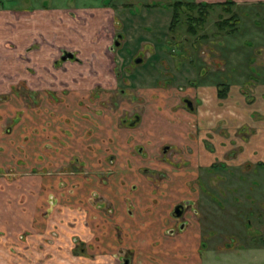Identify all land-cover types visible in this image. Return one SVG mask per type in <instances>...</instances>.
<instances>
[{"label": "crops", "instance_id": "1", "mask_svg": "<svg viewBox=\"0 0 264 264\" xmlns=\"http://www.w3.org/2000/svg\"><path fill=\"white\" fill-rule=\"evenodd\" d=\"M234 1L239 6L249 0ZM250 1L264 4V0ZM56 19L50 18L47 25L53 27ZM41 26L39 12L0 10V232L6 233L0 237V259L3 253L12 257L7 248L14 247L16 257L20 251L29 252V259L38 264L41 259L64 258L73 264H116L125 255L131 264H184L185 260L203 264L204 229L215 232L223 221L235 225L241 211L223 210L218 198L209 209L205 192L194 197L186 186V198L197 200L196 215H188L197 224L195 236L185 232L189 223L183 232H170L176 227L171 211L184 199L170 200V187L182 180V174H187L188 182L193 169L202 181L205 172L215 181L232 179V168L241 166L255 174L264 172V79L253 80L255 86L247 88L252 82L238 81L235 66L230 74L220 69L214 78H207L206 67L187 59L181 64V78L173 68L171 74L172 83L182 90L168 92L162 106L157 97L167 90L143 92L144 110L155 107L154 122H145L144 112L139 123L129 125L123 121L127 104L120 102L125 95L118 99V107L108 95L94 102L100 95L89 76L62 78L71 86L68 91L61 80L51 87L52 93L40 92L49 78L31 72L24 56L31 39L45 31ZM233 49L230 44L228 50ZM222 87H227L224 97L219 93ZM32 91L39 95L38 107L28 100ZM185 98L193 100V108L185 106ZM158 111L169 125L184 124L177 132L179 138L172 139L181 145L177 155L168 135L157 142L153 138L159 130ZM177 160L184 165L173 166ZM237 179L247 178L240 174ZM56 229L63 230L64 238L51 235ZM134 247L139 249L137 256L129 255ZM215 251L209 260L217 261ZM261 255L264 261V250Z\"/></svg>", "mask_w": 264, "mask_h": 264}, {"label": "rangeland", "instance_id": "2", "mask_svg": "<svg viewBox=\"0 0 264 264\" xmlns=\"http://www.w3.org/2000/svg\"><path fill=\"white\" fill-rule=\"evenodd\" d=\"M176 1L0 0V10L5 8L18 13L39 12L41 14V27L45 31H41V35H39L40 33L36 34L31 39L27 46L31 49H27L24 56L26 62L29 63L28 67L31 72H40L41 77L49 78V83H46V87L42 91L40 89V92L52 93L51 87L57 85L55 83L57 81L61 83L64 77L89 76L93 79V90L96 95H100L97 98L94 97V102H99L100 99L98 98L102 95H108L111 100H114L113 105L115 104L114 106L118 107V99L125 95L123 101L120 102L124 103L125 100L128 109L127 115L134 118L135 113L141 115L145 112L144 121L152 123L155 119V107L151 105L147 112L144 110L145 95L143 92L147 91L146 93L150 94L152 89H160L165 93L167 90L165 94H159L157 97L161 102L159 106H162L163 98L168 92L181 91L183 86L179 84L176 88L175 83L166 81L165 85H162L159 82L164 81L166 78L172 80V68L178 75L183 73V65L181 64H184L187 59H193L197 65L206 67L204 72L207 71V78L208 76L214 78L216 72L220 69L230 74L231 66H235L238 81L243 83L246 81L252 82L249 83L248 87L246 84L245 87L247 88L252 85L255 86L253 80L264 79V4H257L250 0L242 2L239 5L240 8L236 4L234 7L240 14L241 20L239 22L240 29L234 34H228L218 29L216 23L222 10L216 8L210 13L201 31L193 35L188 32L185 23L179 24L176 31H169V25L173 18L172 4ZM52 17L57 18L56 27H54L55 25L53 27L47 25ZM118 33L123 34V37H117L116 34ZM115 38H118L121 44L112 48ZM220 44H223L226 48L222 49ZM230 44L235 46V49L231 52L228 50ZM63 49L73 51L77 57L63 61L61 59ZM153 53L156 54L155 57L151 56ZM138 58L142 60L138 62ZM36 59H39L44 66L41 67ZM219 62H221V67H217L220 64ZM232 71H235V69H232ZM156 76H159V78H156ZM182 76L180 75L179 78ZM63 81L66 83L60 85L66 88L65 91H68L71 86L67 80ZM106 82L109 83L108 87L105 86L107 85ZM36 92L29 93L28 100L33 107L41 105L38 101L39 95ZM140 104L141 107H139ZM116 107L115 109H117ZM162 110L165 115H169L165 109ZM158 115L161 119L158 120L159 130L153 132L155 142L160 140L161 136L168 135L170 142H174L169 144H172V148L177 151L175 155L179 154L178 147L181 148V145L172 139L179 138L177 132L183 131L181 126L184 124L178 123L171 126L165 121L166 117L161 112ZM165 145L167 144L165 143ZM168 160H171V158ZM184 163V161L177 160L172 164L179 168ZM255 167L259 168L258 165ZM232 170L234 171L232 179H225L221 175V178L226 181H215L212 174L205 172L206 179L202 181L193 169V172L188 174V182L185 183L187 174L181 175L182 180L180 182L179 180L172 182L170 187L172 190L168 198L170 200L186 198L187 186L191 192H189V195L194 197L200 191L205 192L206 198L203 200L206 204L205 207L209 209L213 207L212 200L218 201L219 199L222 202L223 210L229 208L233 211H241V214L240 212L237 214L240 220L237 219L235 225L223 221L215 232L209 227L204 229L205 239L203 240L202 251L206 248L207 254L213 256V245H219L220 243L222 247L226 245L225 243H229L228 239H230L237 252L222 253L230 255L237 253L235 255L237 259L235 261L228 260L226 258L230 257L224 254L223 257L225 258L219 264H257V261L263 264L261 253L258 259L253 257V262L250 261L253 254L250 252L249 245L252 243L253 235H264V226H261L264 220V210L262 209L264 208V172L258 170L255 174L252 171H245L242 166L232 168ZM252 173L254 178L251 180L249 175ZM240 174L247 179L244 181L237 179ZM30 184L35 186L36 180L31 179ZM229 189L232 190L231 193ZM221 192L227 193V196L222 195ZM186 200L188 199L186 198ZM249 218L251 223H247ZM185 223H179L176 226L177 230L183 232L185 228L181 229V227ZM188 223L191 224V227L187 228L185 232L194 237L197 224L193 220L192 222L189 220ZM226 232L231 237L226 236L227 239H225ZM5 234L1 230L0 237L5 236ZM63 234V230L56 229L51 235L64 238L65 235ZM215 235L216 237L212 241L210 238ZM22 236L25 235L22 234ZM195 243L189 248L192 252ZM258 243L260 244V242ZM243 245L246 246L247 252L243 250ZM24 250L28 252L26 248ZM41 250H43L42 244ZM210 250L212 251L211 254L209 253ZM7 252L17 254L18 250L14 247H8ZM238 252H241V254L244 252L243 256L238 257ZM138 253L139 249L137 247L129 251V255L132 256H137ZM5 254L3 253L0 264H38V261L29 259V252L25 254V252L20 251L17 257L13 254L9 258L5 257ZM190 255V257L193 256V254ZM248 257L250 260H248ZM189 261L185 260L184 264H193ZM41 264L73 263L68 258H64V260L59 261L41 259ZM203 264L213 263L206 258Z\"/></svg>", "mask_w": 264, "mask_h": 264}, {"label": "flooded vegetation", "instance_id": "3", "mask_svg": "<svg viewBox=\"0 0 264 264\" xmlns=\"http://www.w3.org/2000/svg\"><path fill=\"white\" fill-rule=\"evenodd\" d=\"M182 1H188V0H182ZM189 1H196V2H205V1H199V0H189ZM224 2V1H223ZM208 3H218V2H208ZM3 9V8H2ZM5 9V8H4ZM173 9V8H172ZM14 12V11H13ZM16 12V11H15ZM173 13V12H172ZM172 21V20H171ZM170 25H171V22H170ZM170 25H169V31H170ZM121 35V36H120ZM116 36L117 37H119V38H122L123 37V34H121V33H118V34H116ZM119 41V39L118 38H115L114 39V45H113V47L112 48H115L116 46H120V44H121V42H120V44L118 45L116 42H118ZM28 49H31V48H28ZM31 51V50H30ZM68 53H73L74 54V56L73 57H67V59H64L63 57L65 56V55H67ZM155 53H153L151 56H153V57H155ZM77 56H76V53H74L73 51H70V50H67V49H63L62 50V53H61V59L63 60V61H67V60H71V59H73V58H76ZM25 58V57H24ZM138 59H140V58H138ZM142 60V59H141ZM73 61V60H72ZM140 62V61H139ZM166 81H169V83H171L172 82V80H169V79H164V81H160L159 83H161L162 85H165V82ZM226 88V90H227V87H225ZM189 102H191L192 103V107L188 104ZM183 103L185 104V106L186 107H189V108H193V100H191L190 98H185L184 99V101H183ZM123 121L126 123V124H129V125H135V124H137V123H139L140 121H141V115L140 114H137V113H135L134 114V118L132 117V116H126L124 119H123ZM167 148H168V146L166 147L165 146V148H164V151L166 152L167 151ZM188 200H186V198H184L183 200H181V201H179L178 203H176L175 204V206L173 207V209H172V211H171V218H172V220L174 221V223H175V225L177 226V225H179V223H184V222H186L184 225H182V227H181V229L183 228H185L186 226H187V224H188V222H189V218H188V215H189V213L191 212V213H193V214H195L196 215V213H197V211H198V207H197V200L196 199H194L193 197H191V198H187ZM249 223V222H248ZM249 227L251 226L250 224L248 225ZM261 226H264V220H263V222H262V225ZM264 228V227H263ZM169 231L170 232H172V231H177V227H175L174 229H169ZM209 231H212V230H209ZM214 232V231H213ZM263 232H264V229H263ZM227 236V235H226ZM225 236V237H226ZM216 236H211V238L210 239H212V241H213V239L215 238ZM228 237H231L230 235H228ZM233 237V236H232ZM253 240H252V243H250V245H249V248H250V252L253 254V256H251L250 258H251V260H250V258L248 257V260H250L251 262H253L252 260H253V257H255V258H257L258 259V257H260L259 256V254L261 253L262 254V251L264 250V235H253V238H252ZM229 240V243H225L226 245H224V246H220V243H219V245L217 244V245H213V247L214 248H217L216 250L218 251L217 252V255H216V258H217V261H213V259H211V260H209L210 262H212L213 264H214V262L216 263V264H219L220 262H222L223 260H224V257L223 256H221V255H223V254H221L220 256H219V253H222V252H237L236 251V249L233 247V244H231V240L230 239H228ZM204 242V241H203ZM258 242H260V244L258 243ZM256 243H258V244H256ZM212 244V243H211ZM230 244V245H229ZM203 245V244H202ZM214 248H213V250H214ZM243 250H246V252L248 251L247 249H246V246H244L243 245ZM205 252V254L203 255V253ZM203 253H202V258H203V261L206 259V258H208V254H207V252H206V248H204V250H203ZM239 254H238V257H240V256H243L242 254L244 253V252H242V254H241V252H238ZM237 253H234V254H231L232 255V257H230V258H226V259H228V260H232V261H235L237 258L235 257V255H236ZM234 256V257H233ZM246 259H247V256L245 257ZM247 260V261H248ZM202 261V262H203ZM249 262V261H248ZM116 264H131V258L129 257V256H121L120 257V259L117 261V263ZM257 264H261V262L259 261H257Z\"/></svg>", "mask_w": 264, "mask_h": 264}, {"label": "trees", "instance_id": "4", "mask_svg": "<svg viewBox=\"0 0 264 264\" xmlns=\"http://www.w3.org/2000/svg\"><path fill=\"white\" fill-rule=\"evenodd\" d=\"M234 0H226L218 3L182 1L177 0L172 4L173 18L170 25V31H176L181 23L187 24L189 33L198 34L207 22L210 13L216 8L221 9L219 20L216 25L219 30L228 34H234L240 29V14L235 9ZM225 88L220 89V95L224 97Z\"/></svg>", "mask_w": 264, "mask_h": 264}, {"label": "water", "instance_id": "5", "mask_svg": "<svg viewBox=\"0 0 264 264\" xmlns=\"http://www.w3.org/2000/svg\"><path fill=\"white\" fill-rule=\"evenodd\" d=\"M121 36V35H120ZM118 45L120 44V42L118 41V42H116ZM74 56V54L73 53H68L67 55H65L63 58L64 59H67V57H73ZM137 61L139 62V61H141V58L140 59H137ZM191 107H192V103L191 102H189L188 103Z\"/></svg>", "mask_w": 264, "mask_h": 264}]
</instances>
